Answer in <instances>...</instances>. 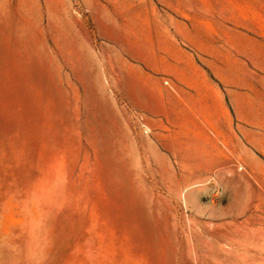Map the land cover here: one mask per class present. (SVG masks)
I'll use <instances>...</instances> for the list:
<instances>
[{
  "label": "rangeland",
  "instance_id": "1",
  "mask_svg": "<svg viewBox=\"0 0 264 264\" xmlns=\"http://www.w3.org/2000/svg\"><path fill=\"white\" fill-rule=\"evenodd\" d=\"M52 2L0 0V264H264V180L196 147L149 162L164 133L52 66Z\"/></svg>",
  "mask_w": 264,
  "mask_h": 264
},
{
  "label": "crops",
  "instance_id": "2",
  "mask_svg": "<svg viewBox=\"0 0 264 264\" xmlns=\"http://www.w3.org/2000/svg\"><path fill=\"white\" fill-rule=\"evenodd\" d=\"M52 3V66L88 109L164 133L166 154L147 142L149 162L196 147L206 164L233 157L234 173L264 180V0Z\"/></svg>",
  "mask_w": 264,
  "mask_h": 264
}]
</instances>
